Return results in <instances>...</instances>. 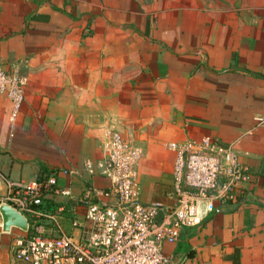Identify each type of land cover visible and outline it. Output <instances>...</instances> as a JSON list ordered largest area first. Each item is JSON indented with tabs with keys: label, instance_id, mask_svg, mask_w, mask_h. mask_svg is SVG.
<instances>
[{
	"label": "crops",
	"instance_id": "0c3cea01",
	"mask_svg": "<svg viewBox=\"0 0 264 264\" xmlns=\"http://www.w3.org/2000/svg\"><path fill=\"white\" fill-rule=\"evenodd\" d=\"M0 65L28 80L15 122L0 97V201L9 182L62 169L80 171L59 178L80 196L84 162L116 129L142 150L141 201L172 208L168 145L210 136L254 180L165 251L181 264H264V0H0ZM2 223L0 241L14 233Z\"/></svg>",
	"mask_w": 264,
	"mask_h": 264
},
{
	"label": "built area",
	"instance_id": "2783aa9c",
	"mask_svg": "<svg viewBox=\"0 0 264 264\" xmlns=\"http://www.w3.org/2000/svg\"><path fill=\"white\" fill-rule=\"evenodd\" d=\"M27 83L18 68L0 65V97L11 102V122L22 112ZM168 148L175 154L172 208L141 201L137 166L142 150L116 129L106 131L101 158L84 162L87 181L78 197L59 182L61 176L79 175L76 169L9 182L1 202L28 222L15 237L16 257L24 264H181L165 246L176 244L183 229L200 226L217 203L240 202L255 175L232 145L210 136L171 142Z\"/></svg>",
	"mask_w": 264,
	"mask_h": 264
},
{
	"label": "water",
	"instance_id": "95a60500",
	"mask_svg": "<svg viewBox=\"0 0 264 264\" xmlns=\"http://www.w3.org/2000/svg\"><path fill=\"white\" fill-rule=\"evenodd\" d=\"M0 216L2 218L3 231L14 232V229L26 231L28 222L22 214L6 203L0 204Z\"/></svg>",
	"mask_w": 264,
	"mask_h": 264
},
{
	"label": "rangeland",
	"instance_id": "374dc122",
	"mask_svg": "<svg viewBox=\"0 0 264 264\" xmlns=\"http://www.w3.org/2000/svg\"><path fill=\"white\" fill-rule=\"evenodd\" d=\"M174 187V185H173ZM161 201H156L155 203H159ZM0 204L2 202L0 201ZM21 231L18 229H14L13 235L7 234L3 241H0V264H24L21 262L13 252V244L15 241V235L20 234Z\"/></svg>",
	"mask_w": 264,
	"mask_h": 264
}]
</instances>
